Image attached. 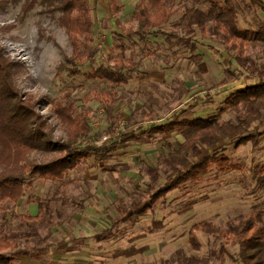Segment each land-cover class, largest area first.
<instances>
[{
	"label": "rangeland",
	"instance_id": "374dc122",
	"mask_svg": "<svg viewBox=\"0 0 264 264\" xmlns=\"http://www.w3.org/2000/svg\"><path fill=\"white\" fill-rule=\"evenodd\" d=\"M43 1L38 0L28 15H23L21 6H15L11 0L0 7V47L13 64V87L30 107L40 130L54 142L64 140L66 134L53 105L67 101L68 91V100L76 103L79 113L89 117L91 133L87 141L100 146L112 135L117 137L131 120L136 131L173 119H205L218 114L231 94L258 83L235 71V77L227 79L230 83L221 86L232 59L216 41H202L196 57L190 49L171 46L163 36L145 44L139 42L134 34L141 0H116L119 13H115L112 0H88L93 12L94 47L99 54L96 63L83 72L106 67L109 62L113 66L121 58L126 67L133 65L138 70L129 75L131 83L120 88V100L110 119L98 101L89 99L106 91L103 83L59 73L64 56L71 57L73 48L63 15L52 11L48 4L43 5ZM170 1L169 6L177 13L165 31L184 36L179 24L184 11L195 6L188 0ZM236 6L242 29L256 31L264 27V13L254 8L250 0ZM121 46L125 48L123 57ZM122 73L128 74L126 70ZM197 98L202 101L197 102ZM223 120L236 122V117L229 113L223 115ZM260 131L263 137L257 148L248 143L237 149L236 140H228L203 149L202 158L224 156L239 166V171L221 174L213 167L201 182L170 193L153 213L133 225L121 226L102 243L94 237L110 229L123 208L139 203L146 194L148 178L144 166H159L164 157L179 149L183 139L174 135L157 138L150 145L126 143L107 163L114 168L111 173H103L90 160L65 178L70 184L69 199L74 198L76 204L68 202L59 207L62 224L49 235L42 233L36 243H19V249L31 254L44 248L41 260L20 257L16 264H176L177 259L190 255H199L204 264H239L237 245L197 233L203 247L200 252H193L189 234L203 222L224 231L228 220L264 212V191L258 187L259 177L264 178V172L258 171L264 167V129ZM39 158V154L31 157ZM57 189V184L36 180L34 188L16 205L5 206L7 222L3 230L18 232L19 217H36L38 204L52 198ZM222 249L226 252L222 253Z\"/></svg>",
	"mask_w": 264,
	"mask_h": 264
},
{
	"label": "trees",
	"instance_id": "16d2710c",
	"mask_svg": "<svg viewBox=\"0 0 264 264\" xmlns=\"http://www.w3.org/2000/svg\"><path fill=\"white\" fill-rule=\"evenodd\" d=\"M9 1L0 0V7ZM188 1L195 7L184 11L179 24L184 33L181 36L165 31V27L177 13L169 6L170 0H141L136 10L138 28L134 34L139 42L145 44L152 38L163 36L171 46L190 49L196 57L197 47L202 45V41H216L232 59L226 71L227 78L222 81L221 86L230 83L227 79L234 78L235 71L249 75L258 83L231 94L218 114L205 119H173L161 126L148 130L139 128L136 131L133 130L135 125L131 120L117 137L112 135L100 146L87 141L91 133L89 117L79 113L76 103L68 100L71 91L66 94L67 101H58L53 105V111L64 128L66 138L55 142L49 140L43 130H40L30 107L21 101L13 87V64L0 47V264H16V258L20 257L40 261L44 248L39 247L31 254L18 246L21 240L36 243L42 233L49 235L54 227L62 224L59 207L66 206L68 202L76 204L74 198L69 199L67 189L70 184L65 182L67 174L90 160L95 161L103 173L113 172L114 168L107 163L114 159V153L126 143L144 146L153 144L157 138L174 135L183 139L179 149L164 157L159 166H144L148 190L143 199L123 208L112 227L94 237L97 243L110 239L121 226L133 225L153 213L159 202L170 193L198 184L212 172L213 167H217L221 174L240 170L239 166L224 156L202 158L203 149H211L228 140H236L237 149L248 143L253 148L258 147L263 137L260 129H264V27L256 31L240 27L236 4H245V0ZM250 2L254 8L264 13V0ZM11 3L21 6L22 14L28 15L36 8L38 0H11ZM47 4L52 11L63 15L62 21L73 48L71 57L64 56V62L58 68L59 73L82 76L88 82L103 83L106 91L91 95L89 99L98 101L111 119L120 100V88L131 83L129 75L137 72V68L133 65L126 67L121 58L113 66L109 62L106 67L91 70L89 73L83 72L87 66L96 63L99 54L94 47L93 12L89 1L44 0L43 5ZM112 5L115 13H119L116 0H112ZM120 50L123 57L124 46ZM233 68L236 70L231 72ZM123 70L128 74L124 75ZM196 101L202 99L197 98ZM229 113L235 115L236 122L223 120V115ZM36 154L40 158L31 159ZM258 171L264 172V167L258 168ZM36 180L57 184L56 193L52 198L38 204L36 217H19L21 224L18 232H5V206L16 205L26 192L34 188ZM258 187L264 191V178L259 177ZM197 233L237 245L239 264H264L263 211L228 220L224 231L209 222L195 225L189 234V245L193 252H200L203 247ZM225 252L222 249V253ZM175 263L204 264L199 255L185 256L177 259Z\"/></svg>",
	"mask_w": 264,
	"mask_h": 264
}]
</instances>
